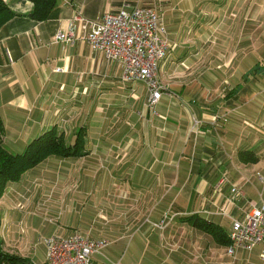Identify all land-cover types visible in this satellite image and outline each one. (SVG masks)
<instances>
[{"label": "crops", "instance_id": "obj_1", "mask_svg": "<svg viewBox=\"0 0 264 264\" xmlns=\"http://www.w3.org/2000/svg\"><path fill=\"white\" fill-rule=\"evenodd\" d=\"M4 2L14 14L0 27L4 146L20 154L53 127L67 144L85 133L82 156H50L7 184L3 250L44 264L48 238L79 232L108 240L96 264H264L260 246L230 256L188 220L228 237L230 218L264 200V0L161 1L170 51L156 114L122 64L82 39L55 43L77 12L94 20L124 0H57L43 22L31 2ZM234 185L242 194L226 207Z\"/></svg>", "mask_w": 264, "mask_h": 264}, {"label": "built area", "instance_id": "obj_2", "mask_svg": "<svg viewBox=\"0 0 264 264\" xmlns=\"http://www.w3.org/2000/svg\"><path fill=\"white\" fill-rule=\"evenodd\" d=\"M161 1L124 0L125 10L105 13L94 20L85 18L79 11L69 28L57 31L55 43L72 45L82 39L108 62L122 64V79L147 88V107L156 114L155 107L163 92L158 72L169 50L161 24ZM241 194V190L234 185L227 197L226 207L233 205L236 196ZM226 212L222 210L221 214L226 215ZM157 227L161 228L162 224ZM228 239V255H234L237 250L252 251L260 246V259L264 261V200L252 205L242 220L230 218ZM45 242L47 253L44 264H96L93 256L108 244L106 239L95 241L79 232L66 238L51 236Z\"/></svg>", "mask_w": 264, "mask_h": 264}, {"label": "trees", "instance_id": "obj_3", "mask_svg": "<svg viewBox=\"0 0 264 264\" xmlns=\"http://www.w3.org/2000/svg\"><path fill=\"white\" fill-rule=\"evenodd\" d=\"M32 3L29 14L32 20L45 21L57 0H27ZM14 14L10 11L4 0H0V27L11 19ZM84 129L76 131L72 144H67L63 135L55 127L44 132L32 140L20 154H12L3 143L4 129L0 120V198L9 183L18 182L22 175L34 168L50 156L59 158H75L82 156L84 150ZM1 219V218H0ZM192 225L211 235L220 245H229V239L221 228L198 215L188 218ZM1 226V220H0ZM0 264H28L27 260L3 250L0 241Z\"/></svg>", "mask_w": 264, "mask_h": 264}, {"label": "rangeland", "instance_id": "obj_4", "mask_svg": "<svg viewBox=\"0 0 264 264\" xmlns=\"http://www.w3.org/2000/svg\"><path fill=\"white\" fill-rule=\"evenodd\" d=\"M168 51H170V50H168ZM169 53V52H168ZM160 69H159V72H158V76L160 77ZM161 78H159V80H160ZM161 81V80H160ZM162 83V82H161ZM122 196L123 197H127L128 196V192L125 190L123 193H122Z\"/></svg>", "mask_w": 264, "mask_h": 264}]
</instances>
